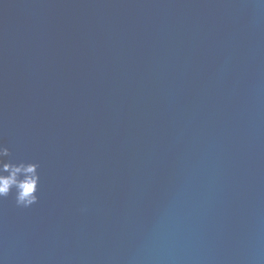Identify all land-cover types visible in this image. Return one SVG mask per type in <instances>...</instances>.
Masks as SVG:
<instances>
[{"label":"water","instance_id":"water-1","mask_svg":"<svg viewBox=\"0 0 264 264\" xmlns=\"http://www.w3.org/2000/svg\"><path fill=\"white\" fill-rule=\"evenodd\" d=\"M0 147V264H264V0H0Z\"/></svg>","mask_w":264,"mask_h":264},{"label":"clouds","instance_id":"clouds-1","mask_svg":"<svg viewBox=\"0 0 264 264\" xmlns=\"http://www.w3.org/2000/svg\"><path fill=\"white\" fill-rule=\"evenodd\" d=\"M8 150L0 147V158L8 156ZM8 173L7 176L2 173ZM23 176V179H21ZM39 177L36 175V165L20 164L16 166L0 159V198L7 197L13 188L16 189L18 206L29 207L37 202L35 195Z\"/></svg>","mask_w":264,"mask_h":264}]
</instances>
